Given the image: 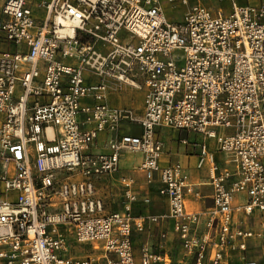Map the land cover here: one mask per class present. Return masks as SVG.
Returning <instances> with one entry per match:
<instances>
[{"label": "built area", "instance_id": "obj_1", "mask_svg": "<svg viewBox=\"0 0 264 264\" xmlns=\"http://www.w3.org/2000/svg\"><path fill=\"white\" fill-rule=\"evenodd\" d=\"M230 2L224 15L189 0H0V264H264L251 249L264 244V0ZM124 87L142 91L140 113L108 103ZM160 128L200 137L179 142L208 174L206 209L187 208L201 194L184 166L161 164ZM125 152L166 212L135 213L151 199L129 175L106 208L97 181ZM165 221L180 250L164 229L136 247Z\"/></svg>", "mask_w": 264, "mask_h": 264}, {"label": "crops", "instance_id": "obj_2", "mask_svg": "<svg viewBox=\"0 0 264 264\" xmlns=\"http://www.w3.org/2000/svg\"><path fill=\"white\" fill-rule=\"evenodd\" d=\"M107 101L112 106H130L134 108L138 113L142 110L143 104V93L139 89L124 87L122 90L110 91L108 93ZM129 130V129H128ZM127 130V131H128ZM138 128L133 127L130 131H137ZM125 131V128L123 129ZM179 132L172 130L170 128H160L158 134L164 142L163 155L160 159L162 165L170 164L174 162H180L187 174L189 175V180L195 185V189L201 194L200 198H193L192 195L186 196L187 208L194 211H202L209 207L212 203L211 194L212 188L209 184V178L206 170H197L195 168L197 149L195 147L184 146L179 142L181 137ZM109 134L107 132H102L99 134L95 146L92 148L94 152L104 151L103 145L107 140ZM189 140H200L199 136H194L192 134H186ZM211 146H213L212 141H210ZM219 156V155H217ZM221 157V156H220ZM141 161L140 155L137 153L125 152L122 154L120 159V170L118 173L113 175H107L97 181V188L99 189L100 196L103 198V203L112 205L113 209L120 208L121 201V188L119 185L120 175L133 176L135 180L134 190L140 196H149L151 199V204L149 206H143L140 202L134 204L135 213H163L167 211V201L164 197L160 196L157 192L158 184L153 183L150 185L144 184V179L142 174L137 170V166ZM118 202L115 207L114 203ZM108 209V208H107ZM170 221L163 222L158 228L153 227L152 229L146 231L141 235L137 236L135 244L136 247L143 241H147L150 244L155 242L158 231L161 229L167 230L168 232V247L171 252H177L180 250L178 241L175 235L171 232ZM180 256V253L174 254L172 259L176 261Z\"/></svg>", "mask_w": 264, "mask_h": 264}, {"label": "rangeland", "instance_id": "obj_3", "mask_svg": "<svg viewBox=\"0 0 264 264\" xmlns=\"http://www.w3.org/2000/svg\"><path fill=\"white\" fill-rule=\"evenodd\" d=\"M238 5L242 4H253L257 3L260 0H235ZM190 3L200 2L206 7H210L214 12L218 8H221V11L224 15L231 12V2L230 0H189ZM184 12V7L180 4H175L174 6L169 3H164V14L168 21L170 22H178L182 18V14ZM36 15H38L39 18H42L43 12L34 11ZM181 137L185 136L184 132L178 133ZM218 157L222 156L221 154ZM75 247L80 251L83 249L89 250V247L86 245H75ZM252 252L259 256L261 260H264V244L262 242H254V244L251 246Z\"/></svg>", "mask_w": 264, "mask_h": 264}]
</instances>
